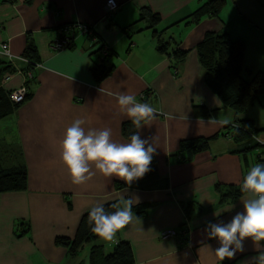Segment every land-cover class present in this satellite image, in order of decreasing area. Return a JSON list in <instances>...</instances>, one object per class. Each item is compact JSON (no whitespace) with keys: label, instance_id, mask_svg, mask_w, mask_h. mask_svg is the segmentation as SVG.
I'll return each instance as SVG.
<instances>
[{"label":"crops","instance_id":"crops-1","mask_svg":"<svg viewBox=\"0 0 264 264\" xmlns=\"http://www.w3.org/2000/svg\"><path fill=\"white\" fill-rule=\"evenodd\" d=\"M206 1L115 0L119 9L108 16L107 0H0V45L20 57L32 41L41 64L30 96L15 107L7 94L22 75L3 82L8 70L0 66V148L7 164L27 172L24 190L0 193V264H88L91 245L109 253L119 241L130 244L134 264H264V190L222 198L227 185L239 186L260 168L264 95L244 113L223 106L196 52L205 33L226 32L245 43V66L264 73V0H226L218 16L186 25ZM143 9L158 15L157 25L148 28ZM74 23L94 35L52 49L57 29ZM158 38L186 57L174 67ZM98 41L114 66L100 84L91 76ZM137 118L131 141L122 126ZM245 119L263 129L253 138L261 147L228 134ZM197 138H211L208 149L181 161L179 143ZM146 148L157 172L128 184V163ZM106 203L122 212L99 238L75 256L54 244L74 238L81 216ZM138 205H145L141 217L130 210Z\"/></svg>","mask_w":264,"mask_h":264},{"label":"trees","instance_id":"trees-1","mask_svg":"<svg viewBox=\"0 0 264 264\" xmlns=\"http://www.w3.org/2000/svg\"><path fill=\"white\" fill-rule=\"evenodd\" d=\"M225 5L226 0H208L182 21L186 25H190L199 22L205 16H218ZM146 17L150 20L148 28L154 27L160 20L158 15L152 14L148 9L141 10L140 18L145 19ZM153 33L156 36L158 35L156 31H153ZM98 43L101 42L98 41ZM169 44L158 38L157 49L166 54L175 67L186 57L187 52L168 50L167 46ZM101 49L102 45L100 44L99 53ZM245 51V43L240 39L232 40L226 32H207L196 46L198 60L204 71L207 86L220 97L223 106L232 109L236 114L246 112L258 103L260 97L264 95V73L260 70L251 71L245 66ZM109 54L110 49L108 55L91 69V76L96 84H100L113 71L114 66L106 63ZM21 57L27 61L21 71L23 73L27 71L34 73L35 64L40 62L32 41H27ZM4 64H6L4 69L8 71L3 73V76L6 73L16 71L13 65L0 58V66ZM2 71L3 69L0 72ZM33 80L34 78L27 82L28 94L25 100L30 96L29 85ZM9 102L13 107L19 105L12 103L10 100ZM203 115H207L206 112H203ZM140 121L141 119L137 118L124 123L122 126L124 137L134 141L136 139V128ZM236 123L239 125H234V131L229 130L228 133L231 134L234 141L245 144L253 143L250 148L261 147L260 144L254 142L253 138L263 129H254L251 119L237 120ZM211 138L182 140L179 143V153L182 154L181 161H187L185 155L188 152L197 153L208 149ZM258 161L259 170L251 175H245L239 186L227 185V193L222 195V198L227 196L239 197L255 187L264 190V150ZM156 172V161L152 151L148 148L143 149L128 163L127 183L132 185L138 181L151 178ZM26 183L27 172L25 167L21 164H7L4 152L0 148V193L24 190ZM122 185L123 183H116L117 187ZM220 188H222V185H217V189ZM144 209L145 205L130 208L140 217L144 215ZM262 210L264 211V207ZM121 212L116 203H106L89 210L81 216L74 238L56 237L54 244L65 248L70 255L75 256L86 244H90L99 238L101 227L113 222ZM88 264H134L132 248L127 241H119L111 252L106 253L101 245L93 244L89 250ZM220 264H234V262L224 260Z\"/></svg>","mask_w":264,"mask_h":264},{"label":"built area","instance_id":"built-area-1","mask_svg":"<svg viewBox=\"0 0 264 264\" xmlns=\"http://www.w3.org/2000/svg\"><path fill=\"white\" fill-rule=\"evenodd\" d=\"M119 6L115 2V0H107L106 2V14L111 16L113 13L118 11ZM93 28L87 24L83 23H74V24H67L59 27L57 29L56 36L51 40L50 46L52 49L56 51H61L66 49L72 41L76 38L77 35H93ZM102 45V49L100 52V61L108 55L109 47L106 44L100 43ZM99 44V45H100ZM0 58L8 61L11 65H14L15 61H19L25 64L27 61L22 58L21 56L17 57L14 56L10 50L7 43H2L0 45ZM41 67V64H35V69ZM15 72L22 75L23 81L18 88L9 91L8 98L14 104H20L24 102L26 95L28 94V85L27 82L31 81L34 78V73L32 71H27L23 73L21 68L14 67ZM14 73H6L3 76V82L9 80ZM169 235L166 234L163 237H168Z\"/></svg>","mask_w":264,"mask_h":264},{"label":"water","instance_id":"water-1","mask_svg":"<svg viewBox=\"0 0 264 264\" xmlns=\"http://www.w3.org/2000/svg\"><path fill=\"white\" fill-rule=\"evenodd\" d=\"M186 156H187V159L188 160H191L192 159V153L191 152H188Z\"/></svg>","mask_w":264,"mask_h":264}]
</instances>
